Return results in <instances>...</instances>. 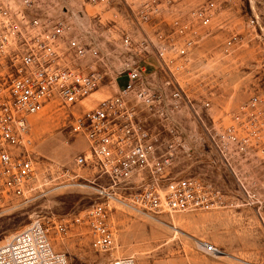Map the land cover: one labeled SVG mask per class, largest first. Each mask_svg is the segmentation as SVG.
<instances>
[{
	"label": "built area",
	"instance_id": "built-area-1",
	"mask_svg": "<svg viewBox=\"0 0 264 264\" xmlns=\"http://www.w3.org/2000/svg\"><path fill=\"white\" fill-rule=\"evenodd\" d=\"M109 1L88 0L103 4L104 11L111 9ZM35 4L0 0V210L13 199L27 203L44 194L40 172L53 166H36L32 118L53 103L73 115L71 131L87 145L70 165H56L58 173L72 174L58 188L82 186L86 180L99 199L70 221L34 217L0 244V264H70L52 245V233L65 234L69 224L88 227L93 248L110 253L116 241L110 227L115 205L155 220L162 214L238 207L218 183L175 170L179 160L192 158L197 150L201 163H217L237 179L264 164V90L251 92L230 111L229 122L212 119L208 125L180 78L189 70L199 30L213 20L215 2L196 7L191 18H175L169 30L159 28L153 38L144 35L135 42L123 33L119 53L107 51L102 38L111 28H100L104 22L98 14L82 28L58 13H34ZM158 9L146 3L137 20L148 21ZM72 18L77 19L73 13ZM102 86L114 90L94 97ZM190 110L195 126L189 123ZM83 169L92 180L80 173ZM200 248L215 256L224 252L204 240ZM106 264L137 263L126 255Z\"/></svg>",
	"mask_w": 264,
	"mask_h": 264
},
{
	"label": "rangeland",
	"instance_id": "rangeland-1",
	"mask_svg": "<svg viewBox=\"0 0 264 264\" xmlns=\"http://www.w3.org/2000/svg\"><path fill=\"white\" fill-rule=\"evenodd\" d=\"M210 1L216 6L213 20L199 30L201 36L191 53L189 70L180 78L207 124L212 119L225 124L229 122V112L248 99L251 92L264 90V0H110L109 11H104L103 4L93 6L88 0H36L33 12L58 13L73 24L78 21L82 28L88 24L89 16L98 14L104 22L100 28H111L102 38L107 51L119 53L123 33L131 35L135 42L144 35L153 38L157 29L169 30L175 18H191L193 9ZM146 3L156 4L159 9L148 21H138V12ZM79 33L84 36V32ZM101 33L99 30V36ZM113 90L102 86L93 96ZM205 101H210L209 107L204 106ZM73 111L79 113L80 109ZM188 113L189 123L197 125L192 111ZM72 117L55 103L33 116L36 166L44 169V164L50 163L53 167L40 172L38 185H42L44 194L27 203L13 199L10 206L0 210V244L36 216L70 221L99 199L86 180H82V186L58 188L72 174L58 173L56 165H70L76 155L87 149L86 142L71 131ZM202 142H209L206 134ZM205 150L208 158L211 152ZM201 159L197 150L192 158L179 160L175 170H187L218 183L231 199H237L238 207L162 214L155 220L115 205L110 227L116 241L110 253L96 251L88 227L74 224H69L65 234L52 233L54 249L65 253L70 264H106L113 256L126 255L133 256L137 264H264V164L252 168L251 176L237 179L225 167L208 161L203 164ZM80 173L89 181L93 179L89 170ZM203 240L220 247L225 254L205 253L200 248Z\"/></svg>",
	"mask_w": 264,
	"mask_h": 264
},
{
	"label": "bare ground",
	"instance_id": "bare-ground-1",
	"mask_svg": "<svg viewBox=\"0 0 264 264\" xmlns=\"http://www.w3.org/2000/svg\"><path fill=\"white\" fill-rule=\"evenodd\" d=\"M174 228H177V227H174ZM177 230H178V228H177ZM176 232H178V231H176ZM180 232V231H179ZM224 252H221L220 254L221 255H217V256H222V254H223Z\"/></svg>",
	"mask_w": 264,
	"mask_h": 264
}]
</instances>
